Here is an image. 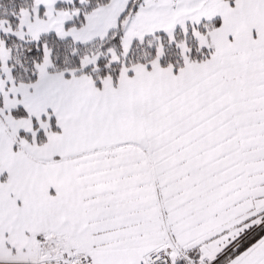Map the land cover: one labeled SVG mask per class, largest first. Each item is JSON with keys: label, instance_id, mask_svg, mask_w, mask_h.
Returning a JSON list of instances; mask_svg holds the SVG:
<instances>
[{"label": "snow or ice", "instance_id": "6c2138e0", "mask_svg": "<svg viewBox=\"0 0 264 264\" xmlns=\"http://www.w3.org/2000/svg\"><path fill=\"white\" fill-rule=\"evenodd\" d=\"M0 264H264V0H0Z\"/></svg>", "mask_w": 264, "mask_h": 264}]
</instances>
